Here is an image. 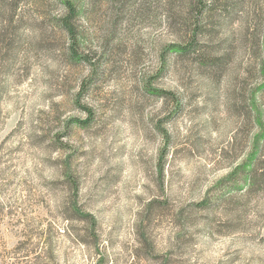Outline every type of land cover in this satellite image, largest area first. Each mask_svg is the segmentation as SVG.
Returning a JSON list of instances; mask_svg holds the SVG:
<instances>
[{"label":"rangeland","instance_id":"374dc122","mask_svg":"<svg viewBox=\"0 0 264 264\" xmlns=\"http://www.w3.org/2000/svg\"><path fill=\"white\" fill-rule=\"evenodd\" d=\"M77 1L0 0V264H264V0Z\"/></svg>","mask_w":264,"mask_h":264},{"label":"trees","instance_id":"16d2710c","mask_svg":"<svg viewBox=\"0 0 264 264\" xmlns=\"http://www.w3.org/2000/svg\"><path fill=\"white\" fill-rule=\"evenodd\" d=\"M60 2L62 3V5L64 7V12L60 15L58 22H59V26L65 31V33L67 35V38L69 41L68 46H69V51H70L69 52L70 57L72 59H74L75 61L76 60L87 61L86 55L79 51V47H78L79 32H78V27L75 23V20L79 15L81 7L79 6V3L77 0H60ZM193 6L195 7L194 9H196L195 11L197 13L196 14L197 17L203 15V13H205V11L207 9L205 0H195V2L193 3ZM195 31H196L195 28L193 31H191L188 42L171 41L162 47L160 56H161V63L163 66L166 63V58H168V56L171 53H174V54L185 53V52L191 50V48L196 43V32ZM263 44H264V40H263ZM260 71L262 73V81L258 84V87L264 88V59L261 62ZM148 89L151 93H155L157 95H166L167 94L170 97H172V99H174L173 93L171 91H168V90H165L162 88H157V87H150V86ZM76 103L80 106V108L82 110H84L88 113V115H89L88 118H90L92 116V110L88 105L81 104L79 102V99L76 100ZM87 122H88V120L86 118H83V119H81V118H70V120H68V123H74V124H80V125L86 124ZM258 138L255 141V144L253 145V148H252L251 152L249 153V155L247 156V158L245 160H243L241 163L234 166L226 174V176L223 177V179H221L220 181H223L224 179H234L235 183H238L241 179L247 180L250 177L249 176V170L250 169H248V167L256 159L257 152L259 151V149L261 147V144L259 143V141L262 138H264V125H263V123L261 124V130H260V133L258 135ZM164 148H165V146H164ZM163 154L164 153H162L160 155V157L163 158ZM75 211H77V213H79V215H81V216H84V217L86 216V214L81 213L78 208H76Z\"/></svg>","mask_w":264,"mask_h":264}]
</instances>
